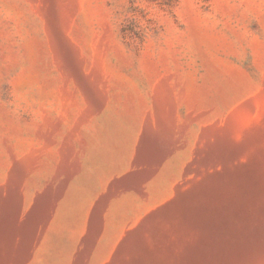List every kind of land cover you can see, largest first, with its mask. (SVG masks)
Instances as JSON below:
<instances>
[{"label":"rangeland","instance_id":"obj_1","mask_svg":"<svg viewBox=\"0 0 264 264\" xmlns=\"http://www.w3.org/2000/svg\"><path fill=\"white\" fill-rule=\"evenodd\" d=\"M0 264H264V0H0Z\"/></svg>","mask_w":264,"mask_h":264}]
</instances>
